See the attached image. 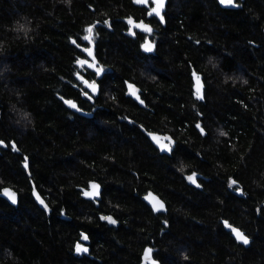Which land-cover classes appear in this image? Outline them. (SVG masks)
<instances>
[{"label": "trees", "instance_id": "trees-1", "mask_svg": "<svg viewBox=\"0 0 264 264\" xmlns=\"http://www.w3.org/2000/svg\"><path fill=\"white\" fill-rule=\"evenodd\" d=\"M237 5L168 0L147 54L122 32L121 19L145 18L131 0H0V189L19 194L17 207L0 198V264H139L148 245L160 264H264V0ZM96 21L92 41L105 73L91 103L77 76H96L74 63ZM191 68L203 76L204 102L192 97ZM124 81L154 113L124 97ZM178 115L179 163L176 154L155 156L126 119L148 132L164 125L176 138ZM192 172L208 179L201 189L183 178ZM91 180L103 187L101 201L81 197ZM148 190L167 215L142 201ZM107 215L118 225L103 222ZM82 235L93 258L73 252Z\"/></svg>", "mask_w": 264, "mask_h": 264}, {"label": "water", "instance_id": "water-1", "mask_svg": "<svg viewBox=\"0 0 264 264\" xmlns=\"http://www.w3.org/2000/svg\"><path fill=\"white\" fill-rule=\"evenodd\" d=\"M151 1L153 3V6L149 8L148 13H147V17H155L157 20H159V22L164 26L165 25V19H164V13L166 11V7L168 4V0H163V5L161 6L157 0H144V2H137V0H132L133 5L137 6V7H146L148 8V2ZM241 2L244 0H240ZM219 6L223 9H236L237 8V0H234L232 5H227V4H222L220 2V0H217ZM157 12L159 13V15H157ZM121 21L123 23L126 24V26L128 27L127 30V36L129 37H134L135 33H142L144 35L147 36V38L144 40V42L142 43V51L144 53H152L154 51L155 48V44L152 42L151 40V36L153 34V27L146 23L143 20L140 21H136L133 17H126L121 19ZM102 25L101 22L96 21L94 23V25L91 27V31L88 33L87 37H86V42L88 44L87 47L82 48V52L84 54L83 57L78 58L75 61V66L80 69H87L89 71H91L92 73L95 74L96 76V80H100L102 78V71L101 68L98 66V60L96 57V50H95V46L93 44L92 41V29L94 27H98ZM105 25H108V22L106 21ZM78 81L80 83H82V86L84 89H86L89 92V99L91 101H93L94 97L97 96L99 94L100 91V86L98 84L97 81H89L87 79H85L84 77H82L81 75L77 76ZM191 79H192V96L194 99L200 101V102H204L205 101V84L203 81V76L201 74H199L198 72H196L193 68H191ZM126 93L127 96L129 98H131L139 107L141 108H146V104L144 102L143 99H141L140 96V89L135 87L134 84L127 82L126 83ZM70 108L75 111L78 115L86 117V116H90L91 113L84 111L83 109L79 108L76 104L71 103L70 104ZM199 116H202L201 114H199ZM195 129L204 137L207 135L206 131L204 130L202 124L200 121H198L195 124ZM145 135L148 138V140L151 142V144L153 146H155L156 148L160 149L162 153L166 154V155H170L171 149H170V143L174 144V140L171 136H162L158 133L155 132H148L145 131ZM168 140L170 143H165L164 141ZM11 150L13 152H16L18 154H20V150L18 149L16 143L14 141H10L9 143ZM5 146V142L0 140V147H4ZM22 166L25 169V171L29 174V160L26 156L23 157V161H22ZM192 179H189V178ZM184 179L186 181V183L191 186L194 187L196 189L200 188V183H199V179H203L205 181H208L207 178H205L202 174L197 173V172H192L189 173L187 175L184 176ZM31 182V194L32 197L35 201V203L38 205V207L45 211L48 212L49 208H48V204L45 201V199L42 197V195L39 193V191L37 190V188L35 187V184L33 183L32 180H30ZM231 192L238 196V197H242L244 198L245 195L243 194L242 190L238 189V190H232L230 188ZM80 192H81V197L85 200H89V201H93V202H97V201H101L102 199V193H103V187L102 185L94 180H91L88 182L86 187H80ZM0 198L4 199L7 201V203H9L11 206L13 207H17L19 205V194L18 192L13 189L10 186H5L2 187L0 189ZM13 198H14V202H13ZM142 201L151 209V211L154 214H164L167 215L168 214V208L167 205L165 203V201L159 196L157 195L155 192L149 190L147 191L142 197H141ZM162 205V207H161ZM109 218L111 219V221H114L113 217L110 215L107 216H102L101 220L109 225H118V223H116L114 221V223L110 222ZM226 230L230 232L231 237L239 244H241L244 247H248L251 243V239L239 228L232 226V225H226L225 226ZM235 230V231H233ZM242 233L243 236L247 239V243H244L242 240H239L237 238L236 233ZM86 237V238H85ZM83 239L85 241V243H88V237L86 235L83 236ZM81 250L78 251V247L75 249L74 254L81 256L87 253V251H83V249H86L82 246H79ZM87 250V249H86ZM150 250V252H149ZM139 264H160V262L154 257V248L152 246H145L141 257H140V262Z\"/></svg>", "mask_w": 264, "mask_h": 264}, {"label": "flooded vegetation", "instance_id": "flooded-vegetation-1", "mask_svg": "<svg viewBox=\"0 0 264 264\" xmlns=\"http://www.w3.org/2000/svg\"><path fill=\"white\" fill-rule=\"evenodd\" d=\"M148 8H146V7H140V9L144 12V16H145V18L143 19V18H139V19H135L134 17V19L136 20V21H140V20H143V21H145L146 23H148V24H150L152 27H153V29H154V31H153V34H152V36H151V40H152V42L154 43V34H155V31L157 30V27H156V25L157 24H159L160 26H162V27H165V25H166V22H165V25L163 26L160 22H159V20H157L155 17H147V13H148V10H149V8L150 7H152L153 6V3L151 2V1H149L148 2ZM139 8V7H138ZM166 12V11H165ZM164 19H166V17H165V13H164ZM105 27L107 28V29H110L111 27H110V23L108 22V25L106 26L105 25ZM127 30H128V27L126 26V24L124 23V27L122 28V32L123 33H125V35H127L126 33H127ZM129 37V36H128ZM131 38V37H130ZM147 38V36L146 35H144V34H142V33H138V32H136L135 33V36L133 37V39H135V40H140L139 41V45H140V47L142 46V43L144 42V40ZM83 56H84V54H83ZM96 57H97V60H98V66L101 68V71H102V78L100 79V80H97V82L99 81V86H100V83H101V81H102V79L104 78V73H105V64H104V61L102 60V56L101 57H98L97 56V54H96ZM128 81H124V90H123V95H124V97H126L127 99H129L130 101H132L133 103H135L131 98H129L128 96H127V93H126V83H127ZM81 85H82V83H81ZM83 87V86H82ZM136 87V86H135ZM138 88V87H137ZM101 91V90H100ZM100 91H99V94L98 95H100ZM118 94H120V93H118ZM191 94H192V92H191ZM97 95V96H98ZM83 96L88 100V101H90L91 103H94V100L93 101H91L90 99H89V97H90V95H89V92L87 91V90H85L84 91V93H83ZM96 96V97H97ZM140 96H141V99H143L144 100V102H145V104H146V108L144 109V110H146L147 112H150V113H154V109H152V107L151 106H149L148 105V103H147V100L146 99H144V97H143V95H142V93H141V91H140ZM117 97H119V95L117 96ZM193 97V96H192ZM178 99V101H179V97L177 98ZM196 100V99H195ZM196 101H198V100H196ZM116 102H119V100H116ZM149 102V101H148ZM198 102H200V101H198ZM136 104V103H135ZM137 105V104H136ZM138 106V105H137ZM139 107V106H138ZM100 108H102V107H100ZM194 110H196V108H193ZM149 117V116H148ZM127 120H128V122H129V124H133V125H137V127H139L140 128V130L142 131V132H144V129L141 127V125L140 124H136L132 119H130L129 117L128 118H126ZM196 124V123H195ZM177 126H178V129H177V133H176V138H174L170 133H168V132H165L163 129H164V125H157V129H159L158 131H149V132H155V133H158V134H160V135H162V136H171L172 138H173V140L175 141L174 142V144H171L168 140H165L164 142L167 144V143H170V149H171V152H170V155H166V154H164V153H162L161 152V150L160 149H158V148H156L155 146H153L152 144H151V146H152V149H151V152H154L155 153V156H158V157H162V156H171V155H173V154H176L177 155V159H178V163H179V115H178V121H177ZM145 133V132H144ZM151 143V142H150ZM150 166H152V162L150 163ZM185 176V175H184ZM184 176H183V178H184ZM199 180H201V179H199ZM200 183V182H199ZM201 185H200V188L199 189H201ZM149 191V190H148ZM151 191H153V190H151ZM229 191H231L230 190V188H229ZM83 236L84 235H82L80 238H79V240H77L75 243H74V247H73V252L75 251V249L77 248V246H82V247H84V248H86L87 249V253L86 254H84V255H81V257H88V258H93V257H91V255L89 254V252H90V240H89V238H88V243H85V241H84V239H83ZM77 257H80V256H77Z\"/></svg>", "mask_w": 264, "mask_h": 264}, {"label": "snow or ice", "instance_id": "snow-or-ice-1", "mask_svg": "<svg viewBox=\"0 0 264 264\" xmlns=\"http://www.w3.org/2000/svg\"><path fill=\"white\" fill-rule=\"evenodd\" d=\"M137 2H144V0H137ZM157 2H158L161 6L163 5V0H157ZM220 2H221L222 4L232 5L233 2H234V0H220ZM157 15H159L158 12H157ZM88 31L90 32L91 29H89ZM189 179H192V178L190 177ZM13 202H14V198H13ZM161 207H162V205H161ZM109 220H110V222L114 223V221H111L110 218H109ZM233 231H235V230H233ZM236 235H237V238H238L239 240H242L244 243H247V242H248L247 239L243 236L242 233L237 232ZM85 238H86V237H85ZM77 247H78V251L81 250L79 246H77ZM83 251H87V250H86V249H83ZM149 252H150V250H149Z\"/></svg>", "mask_w": 264, "mask_h": 264}, {"label": "rangeland", "instance_id": "rangeland-1", "mask_svg": "<svg viewBox=\"0 0 264 264\" xmlns=\"http://www.w3.org/2000/svg\"><path fill=\"white\" fill-rule=\"evenodd\" d=\"M166 9H167V7H166ZM131 38H133V37H131ZM95 46V45H94ZM96 50V49H95Z\"/></svg>", "mask_w": 264, "mask_h": 264}, {"label": "bare ground", "instance_id": "bare-ground-1", "mask_svg": "<svg viewBox=\"0 0 264 264\" xmlns=\"http://www.w3.org/2000/svg\"><path fill=\"white\" fill-rule=\"evenodd\" d=\"M132 1V0H131ZM133 4V3H132ZM135 6V5H134ZM137 7V6H136ZM88 46V45H87Z\"/></svg>", "mask_w": 264, "mask_h": 264}]
</instances>
